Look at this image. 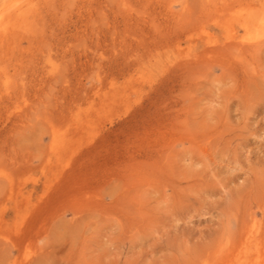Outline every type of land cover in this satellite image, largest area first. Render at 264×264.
I'll use <instances>...</instances> for the list:
<instances>
[{
  "label": "rangeland",
  "instance_id": "1",
  "mask_svg": "<svg viewBox=\"0 0 264 264\" xmlns=\"http://www.w3.org/2000/svg\"><path fill=\"white\" fill-rule=\"evenodd\" d=\"M0 264H264V0H0Z\"/></svg>",
  "mask_w": 264,
  "mask_h": 264
}]
</instances>
